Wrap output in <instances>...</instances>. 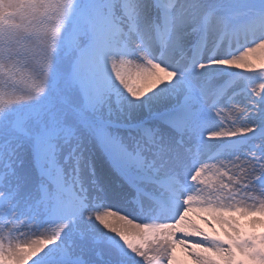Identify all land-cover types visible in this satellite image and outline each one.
I'll return each instance as SVG.
<instances>
[{
    "label": "snow or ice",
    "instance_id": "snow-or-ice-1",
    "mask_svg": "<svg viewBox=\"0 0 264 264\" xmlns=\"http://www.w3.org/2000/svg\"><path fill=\"white\" fill-rule=\"evenodd\" d=\"M178 247L264 264V0H0V264Z\"/></svg>",
    "mask_w": 264,
    "mask_h": 264
},
{
    "label": "rangeland",
    "instance_id": "rangeland-1",
    "mask_svg": "<svg viewBox=\"0 0 264 264\" xmlns=\"http://www.w3.org/2000/svg\"><path fill=\"white\" fill-rule=\"evenodd\" d=\"M233 70H238V69H233ZM189 215L192 219L196 220V222L200 225V227L203 228L206 232L212 231V229L209 228L207 225H205L203 221L197 218L198 215H200L199 213L193 212L190 213ZM240 222L242 226L247 227V219L241 218ZM214 227L218 233H220L221 235L223 234L222 231L220 230L221 229L220 225L217 224L214 225ZM176 260L179 262V264H193V261L179 247L177 248V252H176Z\"/></svg>",
    "mask_w": 264,
    "mask_h": 264
},
{
    "label": "bare ground",
    "instance_id": "bare-ground-1",
    "mask_svg": "<svg viewBox=\"0 0 264 264\" xmlns=\"http://www.w3.org/2000/svg\"><path fill=\"white\" fill-rule=\"evenodd\" d=\"M138 222V221H137ZM220 229V228H219ZM221 230V229H220ZM193 240L195 239V238H192Z\"/></svg>",
    "mask_w": 264,
    "mask_h": 264
}]
</instances>
